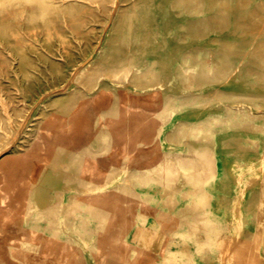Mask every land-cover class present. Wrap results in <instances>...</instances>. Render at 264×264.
I'll use <instances>...</instances> for the list:
<instances>
[{
	"label": "bare ground",
	"instance_id": "obj_1",
	"mask_svg": "<svg viewBox=\"0 0 264 264\" xmlns=\"http://www.w3.org/2000/svg\"><path fill=\"white\" fill-rule=\"evenodd\" d=\"M259 165L264 0H0V264H264Z\"/></svg>",
	"mask_w": 264,
	"mask_h": 264
},
{
	"label": "rangeland",
	"instance_id": "obj_2",
	"mask_svg": "<svg viewBox=\"0 0 264 264\" xmlns=\"http://www.w3.org/2000/svg\"><path fill=\"white\" fill-rule=\"evenodd\" d=\"M107 27H108V24L106 25ZM98 50H99V48H98ZM260 168H261V166L259 165V167H258V172H256L255 174H254V176H253V178L254 179H256V180H264V174H263V171H260ZM254 183V182H253ZM254 185V187H256L255 189H258V188H260V189H262L263 191H264V186H262V185H259L258 183H254L253 184Z\"/></svg>",
	"mask_w": 264,
	"mask_h": 264
}]
</instances>
